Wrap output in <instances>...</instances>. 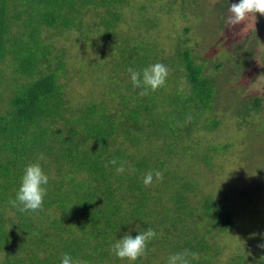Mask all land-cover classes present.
Segmentation results:
<instances>
[{"label": "trees", "instance_id": "obj_1", "mask_svg": "<svg viewBox=\"0 0 264 264\" xmlns=\"http://www.w3.org/2000/svg\"><path fill=\"white\" fill-rule=\"evenodd\" d=\"M188 3L198 2L183 0L180 9L189 8ZM128 4L0 0V264H59L65 252L81 264H118L121 259L109 245L126 231L135 235L146 227L156 235L132 264H165L170 253L184 249L197 253L196 259L187 257L189 264H212L219 249L210 237L233 225L230 209L200 194L192 173L200 161L212 166L210 152L230 146L196 151L197 132L220 125L214 113L216 106L223 109L218 104L226 90L222 87L236 69L229 59L211 62L216 49L196 55L187 38L166 44L150 32L156 24L149 18L144 31L133 25L136 35L118 31L121 23L129 24L123 10ZM128 11L129 16L133 9ZM71 31L91 45L96 39L89 34L101 31L98 39L111 50L110 71L107 65L106 73L102 65L95 68L102 76L98 95L83 100L71 97L72 59L56 44V37ZM223 37L216 38L220 48L227 47ZM154 62L166 66L165 81L141 94L128 69L139 71ZM85 65L91 62L81 66L83 75ZM238 99L242 109L237 117L264 108L263 95ZM38 156L47 177L45 196L39 211L20 212L8 199L23 166ZM121 164L124 171L117 172ZM151 170L160 177L144 185L141 178ZM236 259L232 264H247L244 255Z\"/></svg>", "mask_w": 264, "mask_h": 264}, {"label": "rangeland", "instance_id": "obj_2", "mask_svg": "<svg viewBox=\"0 0 264 264\" xmlns=\"http://www.w3.org/2000/svg\"><path fill=\"white\" fill-rule=\"evenodd\" d=\"M182 1L129 0V4L123 7L125 19L129 24L121 23L118 31H130L136 35L137 30L133 25L137 24L138 28L144 31L143 27L148 26L146 19L149 18L152 19V24H156L150 32L160 35L166 44L187 38L189 45L196 48V55H202L212 48L216 49V54L210 57L211 62L226 59L231 61V65L236 69V76L228 82L230 86L228 83L223 84L222 88L226 90L221 93L218 104L222 102L224 107L222 109L221 106H216L214 113L220 120V125L213 131L197 132L200 142L196 151L205 147L211 148V145L223 148L228 143L230 146L224 150L210 152V155H214L212 166L204 167L200 161L194 169L196 174L192 175L198 183L200 194L211 195L233 213L232 227L222 233L217 232L212 239L210 237L209 243H217L215 246L219 249L212 264H232L234 259L237 263L238 255H244L247 264H264V248L259 247L264 243V108L258 113H251V116L237 117V113L242 109V103L238 99L240 95L242 99L247 98L249 94L264 96V49L261 46L264 41V19L261 18V13H253L230 25L226 22V17L229 15L228 2L233 0H196L198 3H188L189 8L180 9ZM142 5L145 7L144 11L140 9ZM131 9L133 12L128 16V12H131L128 10ZM154 19H158V22ZM129 25L133 29L129 28ZM100 33L101 31L89 34L92 39H96L93 45L82 41V35L77 31L56 37L57 46L66 49L72 59L74 72L69 73V90L71 97L75 99L83 100L84 96L98 95L101 75L95 70L96 66L102 65L104 73L106 65L108 72L111 69L108 66L111 50L107 42L99 40L102 38ZM222 35L226 40L224 44L227 47L223 46L225 48H220L216 42V38ZM153 36V42L159 43L158 37ZM252 39L256 47L252 44ZM221 41L223 40H220L219 44ZM87 61H90L91 65L84 66L86 71L83 75L81 66ZM101 61V64H96ZM92 62L96 65H92ZM85 75L88 80L83 79ZM115 80L116 78L112 82ZM230 88L237 90L239 95L231 92ZM243 118L245 120H242ZM173 233L169 236L170 240L175 238L172 236L178 231ZM118 264L132 262L121 259Z\"/></svg>", "mask_w": 264, "mask_h": 264}, {"label": "clouds", "instance_id": "obj_3", "mask_svg": "<svg viewBox=\"0 0 264 264\" xmlns=\"http://www.w3.org/2000/svg\"><path fill=\"white\" fill-rule=\"evenodd\" d=\"M228 12L226 22L234 25L245 16L253 13L264 14V0H233V2H228ZM167 71L166 66L160 62L147 64L139 71L132 68L128 69L132 86L134 88L139 87L141 94L163 85ZM40 159L42 157L38 156L36 161L23 166L14 196L8 199V204L20 212L35 213L39 211L42 199L45 196L47 177L41 173ZM109 163L115 164V160H110ZM115 170L122 172L124 167L121 164ZM153 176L159 179L160 172L158 170L145 172L141 182L148 185L152 182ZM155 235L156 233L151 227H146L143 231H136L135 235H131L126 231L109 245V251L118 259H127L129 262H134L138 256L144 253L146 243ZM259 247L264 248V243L260 244ZM188 256L196 259L197 253H189L187 249L170 253L165 260V264H189ZM59 264H81V262L65 252L61 255Z\"/></svg>", "mask_w": 264, "mask_h": 264}]
</instances>
